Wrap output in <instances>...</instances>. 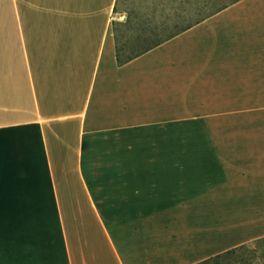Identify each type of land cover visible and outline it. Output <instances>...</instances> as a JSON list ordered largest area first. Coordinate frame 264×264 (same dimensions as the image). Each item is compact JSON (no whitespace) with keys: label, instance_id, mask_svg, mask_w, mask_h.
<instances>
[{"label":"crops","instance_id":"0c3cea01","mask_svg":"<svg viewBox=\"0 0 264 264\" xmlns=\"http://www.w3.org/2000/svg\"><path fill=\"white\" fill-rule=\"evenodd\" d=\"M122 4L0 0V264H194L264 235V119L173 135L264 111V0L118 64Z\"/></svg>","mask_w":264,"mask_h":264},{"label":"rangeland","instance_id":"374dc122","mask_svg":"<svg viewBox=\"0 0 264 264\" xmlns=\"http://www.w3.org/2000/svg\"><path fill=\"white\" fill-rule=\"evenodd\" d=\"M180 0H162L155 2V0H123L122 7L129 11L131 15V26L122 25L121 34H120V44L123 46V51L127 54L136 52L140 50L145 44L149 43L137 37L140 27L148 26V21L155 18L157 20L167 18V16H173L176 12H181L184 8ZM195 1V0H192ZM221 0L215 1L214 3H220ZM191 4V3H190ZM192 6V5H191ZM211 3L207 5L203 10H200V14L207 12L211 7ZM199 13L196 14L195 10L191 14L186 16H177L175 15V21H178L180 24H185L193 20ZM169 30V27L166 28V31ZM139 39V40H138ZM222 118H224L222 116ZM228 118V117H227ZM231 121L235 125L221 127V128H212V127H182L186 122L182 120L181 114L174 116V127L173 135L182 136V135H199V136H216L221 137L222 139L226 138L228 141L229 138L240 137V136H249V135H260L261 128L259 124L260 120L264 119V111H251V112H237L232 114ZM247 123V125L245 124ZM251 123V126L248 125ZM232 125V124H231ZM241 125V126H240ZM221 146L220 144L213 143H189V144H180L174 143V151H212L219 150L215 149L216 147ZM258 246V245H257ZM261 246V245H260ZM258 246L257 251L254 255L250 256L251 263L261 264L262 257L258 254L264 255V244L260 247Z\"/></svg>","mask_w":264,"mask_h":264},{"label":"trees","instance_id":"16d2710c","mask_svg":"<svg viewBox=\"0 0 264 264\" xmlns=\"http://www.w3.org/2000/svg\"><path fill=\"white\" fill-rule=\"evenodd\" d=\"M157 0H155L156 2ZM162 0H158L161 2ZM173 1V0H172ZM216 0H180L182 3L181 12H176L173 16H167V18L157 20L155 18L148 21L149 25L140 27L137 37L149 43L145 44L140 50L133 53H125L123 46L120 44V26L126 25L131 26V15L129 11L127 12L126 19L124 21L113 20V31L115 36V49H116V59L118 64H122L129 59L143 53L149 48L163 42L164 40L172 37L173 35L181 32L182 30L188 28L189 26L197 23L203 18L213 14L214 12L224 8L237 0H221L220 3H214ZM219 1V0H217ZM191 3V4H190ZM211 3V7L207 12L200 14V10H203L207 5ZM192 5V6H191ZM195 10L196 14L199 13L193 20L180 24L178 21H175V15L177 16H186L191 14ZM169 27V30L166 31V28ZM138 39V40H139ZM264 244V235L260 237L253 238L251 240L245 241L238 245L227 248L223 251L210 255L204 259H201L194 264H253L251 263L250 256L254 255L257 251L258 246ZM258 245V246H257ZM260 246V247H261ZM254 253V254H253ZM258 256L262 257V263L264 264V255L261 253Z\"/></svg>","mask_w":264,"mask_h":264}]
</instances>
